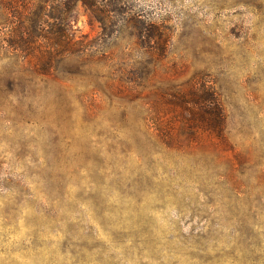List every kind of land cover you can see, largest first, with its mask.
<instances>
[{"label": "rangeland", "instance_id": "obj_1", "mask_svg": "<svg viewBox=\"0 0 264 264\" xmlns=\"http://www.w3.org/2000/svg\"><path fill=\"white\" fill-rule=\"evenodd\" d=\"M40 1L0 0V264H264V0L79 3L46 65Z\"/></svg>", "mask_w": 264, "mask_h": 264}, {"label": "trees", "instance_id": "obj_2", "mask_svg": "<svg viewBox=\"0 0 264 264\" xmlns=\"http://www.w3.org/2000/svg\"><path fill=\"white\" fill-rule=\"evenodd\" d=\"M49 0H41L40 4L37 3L35 6V11L33 12L35 18L31 19L32 23L31 27L33 28V31H29L28 26H22V31H17L15 29V36L13 37V40L17 46H21L26 51L33 50L34 44H40V42H43V40H48V42L51 44V47L56 49V52L52 56L51 52H44L40 58L41 65L47 64L51 62V59L53 57H59L64 58L66 55L74 54L73 50L76 47V41L73 40V38L68 33V27L67 22L70 20L75 7L80 3L84 7L90 8H97L98 6V0H55V10L54 13L57 15V17H54L58 23L57 26L51 27V34L48 35L46 31H44L42 24L44 21H40V17H43L44 9L46 8V2ZM107 7H109V12L116 11V6L112 4H106ZM97 19L99 22L104 23L105 18L101 16H97ZM37 27V29H36ZM107 26H105L106 28ZM24 34L26 36H24ZM33 52V51H32ZM58 54V55H57ZM199 99L203 101V103H207V106L210 111L214 113V118L218 121V125H221L222 122V114L221 109L219 106V103L215 99V97H209L207 94H202L199 96Z\"/></svg>", "mask_w": 264, "mask_h": 264}]
</instances>
